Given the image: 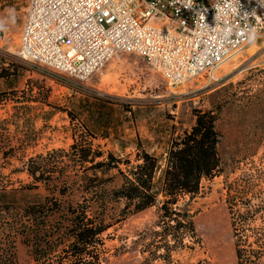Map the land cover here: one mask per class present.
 <instances>
[{"label": "rangeland", "instance_id": "rangeland-1", "mask_svg": "<svg viewBox=\"0 0 264 264\" xmlns=\"http://www.w3.org/2000/svg\"><path fill=\"white\" fill-rule=\"evenodd\" d=\"M27 1L0 0V70L2 66L11 68L7 79L0 78V92L13 87L22 100L0 102V140L5 146L0 152V185L9 189L30 183L28 160L52 150L69 151L75 138L102 153L96 161L112 154L120 160L122 171H126L123 162L135 164L142 150L154 155L162 166L171 138L190 129L194 111H210L220 134L221 173L203 179L197 195H186L176 205L191 216L197 241L187 237L181 246L174 237L156 235L154 231L160 228L155 206L117 222L123 206L117 201L108 210L114 224L105 234L102 264H236L227 186L247 176L256 191L254 202L264 199V38L224 63L215 74L217 81L169 87L163 74L146 59L125 52L113 55L89 79L79 80L19 56ZM46 89L47 103L42 101ZM2 152L9 156L6 161ZM61 161L65 163H60L57 172H68L70 188H77L83 169L66 158ZM86 173L101 176L107 188L122 183L115 167L103 165ZM34 192L46 193L41 186ZM78 198L79 192L74 191L71 199ZM253 226L264 235V212ZM166 241L174 245L169 256L163 249ZM30 263L28 248L16 242L13 264Z\"/></svg>", "mask_w": 264, "mask_h": 264}, {"label": "trees", "instance_id": "trees-1", "mask_svg": "<svg viewBox=\"0 0 264 264\" xmlns=\"http://www.w3.org/2000/svg\"><path fill=\"white\" fill-rule=\"evenodd\" d=\"M10 69V66H2L0 78L7 79ZM12 73L14 75L16 70ZM17 94L13 87H8L0 92L4 97L0 102L10 99L21 103ZM48 97L46 89L42 101L47 103ZM194 117L189 130L171 138L162 166L159 159L142 150L136 155L135 164L129 160L123 162L126 171H122L118 167L120 160L108 154L106 160L96 161L102 153L92 151L78 138L69 151L57 149L30 158L27 164L30 183L9 189L0 185V264L15 262L16 242L28 248L30 264H102L108 237L105 234L114 224L109 221L108 210L117 201L123 202L117 222L155 206L160 228L154 231L156 235L163 239L174 237L181 246L187 237L197 241L191 216L177 210L176 205L186 195L190 198L197 195L203 179L211 180L220 175L221 161L216 116L210 111L195 110ZM4 147L0 140V152ZM1 158L6 161L7 152H2ZM64 158L83 169L82 183L77 188H70L68 172L56 170L60 163H65L61 161ZM103 165L118 169L122 178L119 187L107 188L101 176L87 175L86 171H95ZM40 186L45 194L34 192ZM74 191L79 192V198L73 201ZM255 199L256 191L247 176L227 186L226 204L236 264L264 262V235L253 226L264 212V199L254 202ZM173 222L175 225L171 224ZM173 246L165 242L166 255L169 256Z\"/></svg>", "mask_w": 264, "mask_h": 264}, {"label": "built area", "instance_id": "built-area-1", "mask_svg": "<svg viewBox=\"0 0 264 264\" xmlns=\"http://www.w3.org/2000/svg\"><path fill=\"white\" fill-rule=\"evenodd\" d=\"M262 31L264 0H28L18 54L87 80L113 55L132 53L178 87L217 81Z\"/></svg>", "mask_w": 264, "mask_h": 264}]
</instances>
